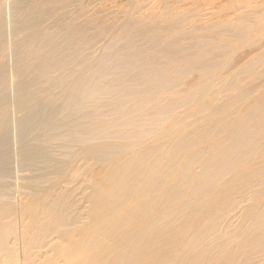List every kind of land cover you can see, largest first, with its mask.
Masks as SVG:
<instances>
[{
	"label": "bare ground",
	"instance_id": "1",
	"mask_svg": "<svg viewBox=\"0 0 264 264\" xmlns=\"http://www.w3.org/2000/svg\"><path fill=\"white\" fill-rule=\"evenodd\" d=\"M10 1L21 13H14L20 38L11 31L21 52L11 51L12 70L3 64L0 140L13 127L6 99L17 82L15 109L26 113L19 136L30 147L20 142L18 181L13 151L0 154V264H264V48L227 74L217 69L228 60L220 45L218 55L211 47L187 50L151 66L148 50L137 49L123 27L124 46L111 37L87 62L43 26L66 0H49L48 9L38 0ZM147 33L150 45L161 40L159 50L174 52L169 36ZM0 36L2 61L11 45ZM63 49L69 64L56 52ZM28 53L38 60L32 66ZM191 70L199 77L182 91ZM30 126L38 130L29 140ZM159 130L165 137L156 141ZM233 210L232 218L242 211L244 219L234 233L226 225Z\"/></svg>",
	"mask_w": 264,
	"mask_h": 264
},
{
	"label": "rangeland",
	"instance_id": "2",
	"mask_svg": "<svg viewBox=\"0 0 264 264\" xmlns=\"http://www.w3.org/2000/svg\"><path fill=\"white\" fill-rule=\"evenodd\" d=\"M9 1L7 2L10 4L11 1L10 2ZM28 2L32 3L33 0H28ZM38 2H40L39 3L40 6H43L42 8L48 9V5H50L49 0H46L45 3L43 2V0H38ZM56 2L57 0H53L52 4L55 5L54 3ZM8 3L6 4L7 6ZM57 3H58L57 4L58 8L57 9L54 8V10H51V12L47 13L46 17L42 20L43 26L50 24L49 26H52V29L49 30L50 27L47 28L48 26L45 28L49 32L52 31L53 34L55 33L54 36L57 37L59 36L58 38H60V41L65 42L67 39L71 41L77 54H80L82 52L85 53L84 56L86 57L87 62H93L96 60V58H99L102 53L101 47L106 45L111 39V37L115 38L117 36L118 39L120 40L117 45L124 46L127 42L128 37L129 38L131 37V41L135 43L137 49L148 50L150 54L149 57L151 61L150 63L151 66L162 65L163 58H165L164 56L170 55V57L175 59L183 58V55L187 50L198 52L203 48L207 49V47H211L213 48L212 54L218 55L219 49H216L215 47L217 45L226 46L228 51V60L223 61V58H221L219 60V64L217 65V69L219 70L222 69L224 74H227L230 71L234 70L235 68L239 67L244 63L246 59H248L249 56L257 54L264 48V0H66L65 3H59V2ZM10 5L11 6L9 7V10L11 11L8 10L10 15H8L9 14L7 13L8 11L7 12L5 11V9L8 8L7 6H5L2 9L3 12L6 13H3L2 11L0 13L1 16L0 35L2 34V37L3 35L7 36L4 37L5 40L9 37L8 33L4 32L5 30L10 32L9 38L10 40H12L11 31L13 32L14 35V33L17 31L16 29H19L18 26L19 24L17 23V19H16L18 17H15L17 16L18 11L16 12V7L15 8L13 7L15 6L13 2ZM68 11H70V13L66 14V12ZM152 12H154V15L159 16L156 22H150V17H151L150 14H153ZM14 13L16 14L15 16ZM19 14L21 15L20 12ZM62 14L65 17L68 16V18L62 20L61 18ZM184 14H186L187 16H183ZM58 16L59 17L61 16L58 19H61L63 23L61 20H59L61 22L60 24V22L57 19ZM10 17L11 20L14 17L16 23L14 20L13 22L11 21V23L8 22L10 21ZM90 18L91 20H89ZM165 18H169V20L165 22ZM54 20L55 22L58 21L59 23L57 22V24L53 26L51 25V23L54 24ZM27 21L31 23L32 19L29 18L27 19ZM6 24L7 26L8 25L9 26L8 27L5 26ZM123 27L127 28L128 32H126V34L128 37L122 36ZM249 27L251 28L254 27L255 33L249 32L250 31L248 29ZM2 28L5 30H3ZM157 31L162 35L169 36L170 37L169 40L173 41V43L171 44L172 47H174L173 53L169 54L162 47H160L159 50L158 46L163 42L161 40L158 41L156 45L149 44L144 34L146 32H148L146 35L158 34ZM5 33L7 35H5ZM18 34L19 33H17L16 35L15 33V37L17 39L20 38L18 37ZM119 34H121V36ZM1 39L2 38L0 36V52L2 51ZM17 39L14 41L12 40L13 43L17 41ZM5 40L4 43L7 42L6 45L10 44L11 46H9L10 51H8L9 49L7 48L8 52L6 51V56L4 55L5 57L2 58V61L0 60V77L3 76V73L5 72L4 70H6L3 69V67L9 68L8 70H10L11 67L12 70V65L14 64V59H13L14 56L12 55L11 51H13L15 49L14 46L17 47L18 44L17 42H15L16 45H13V43L10 42L9 40L8 41ZM117 45H115L114 48L112 47L110 49H113L112 51L115 52L117 49H119L116 48ZM30 46L31 45H29V47ZM29 47H27V51ZM17 48H18L17 53L18 51L21 52L19 47ZM74 49H72V51L75 57ZM56 52L62 54L64 58L63 61L64 64L66 62L68 63L69 59L66 58L67 56L66 50L64 49L56 50ZM17 53H14V55H16ZM15 59H17V57H15ZM5 61H7L6 67L3 65ZM25 62L30 63L32 66L36 62H38V60H36L31 54L28 53ZM9 64L10 67L8 66ZM109 68L111 69L112 73H115L117 71H120L121 65L110 64ZM139 70L140 69L137 68V71ZM198 73L199 72L197 70L189 71L184 77L183 83L179 87L180 90L183 91L188 86L195 83L196 79L199 77ZM110 78L112 79L113 77ZM254 82H255L254 86H257L260 83L259 80H256ZM253 83H251L250 85H252ZM15 85L18 86L17 82L13 84L14 87H12V84L10 85V90H8L7 88L9 92L6 91L8 92V96L9 95L11 96V94H13L12 99H10L9 96L10 100L6 99L7 100L6 102L11 101L12 103L11 105L13 108L11 107L10 111L12 112L11 109H13V111L15 110V112H13V117H15V119L12 122L13 124L11 123L10 125V127L13 126L9 128L11 130V131L9 130L10 133L9 132L7 133L9 134V136L7 134L3 136L4 137L3 143L2 140H0V148H1L0 154L3 155V153L5 152L11 153L13 151V155L15 156V154L18 153L16 157L13 156V159H15V161H13L14 166L12 164L13 170L11 171V173L14 172L13 174L14 176L11 174L12 179L13 177H16V181H18L20 178L19 175L22 174V172L21 173L19 172L23 170V168H21L20 165V155L22 151L21 150L18 151V150L21 148L23 150L24 148L27 149L28 145L30 147V142L26 141L25 136L23 137L19 136L20 134L22 135L23 133H21L20 131L21 128L19 127L17 122L21 115H22L21 117H24L23 114L25 112L22 113L24 110L23 111L19 110L18 109L19 107L15 109V106L16 105L18 106V104H16L15 102L21 100L22 97L20 95L22 94V92L20 93V87H21L20 84L18 86L19 88L16 87ZM43 85L45 86V83ZM46 86L48 85L46 84ZM36 87H38V85H36ZM16 90L17 91L19 90V93ZM15 91H16V95H15ZM4 94L7 96V93L4 92ZM18 95H20V99H18ZM19 102L20 101H18L17 103ZM9 104L10 103L6 104V106ZM187 106L181 108V110L177 112L175 115L181 114L183 109L186 108ZM8 107H10V105ZM58 108L61 109V107ZM17 109L18 112L21 111V114L18 115V113H16ZM168 122L169 121H167V124L169 126L170 122L169 123ZM14 127H16V129ZM31 127L32 126L29 127L30 128L29 131H27L28 129H26L27 134H25L26 136L28 135L27 139L30 137L29 140L32 137H34V135L38 130L37 128V130L35 129L36 131H34L33 128L31 129ZM34 128H36V126ZM15 130H17L18 133ZM169 130L172 129L169 128L168 131ZM32 131L34 133L33 135H32ZM159 131L161 132L157 136L156 141L165 137V131L162 130ZM12 132H14L15 135ZM11 138L14 141H12ZM34 138L32 139L33 141H35ZM0 139H2V137ZM6 139L8 141L10 140V143L8 142V144L4 145V141L7 143ZM23 139L25 140V143ZM33 141L31 145L37 144V140L35 141V143H33ZM20 142L21 144L23 143L22 144L23 146L25 145L24 148L21 147L22 145L20 146ZM9 144H10V148L8 147ZM56 149H55L56 151L54 150V152L58 153L59 151L57 146ZM100 168L101 166L98 165L93 170L97 173L100 170ZM9 179L11 180V177H9L8 180ZM235 211L233 210L232 213H228L231 221L227 222L226 224L229 225L228 227L229 229L233 230V233L244 220L242 211H239V214L232 218V216H234ZM201 215H202V211H201Z\"/></svg>",
	"mask_w": 264,
	"mask_h": 264
}]
</instances>
